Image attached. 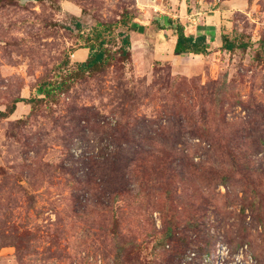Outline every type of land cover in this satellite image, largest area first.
<instances>
[{
  "label": "rangeland",
  "instance_id": "obj_1",
  "mask_svg": "<svg viewBox=\"0 0 264 264\" xmlns=\"http://www.w3.org/2000/svg\"><path fill=\"white\" fill-rule=\"evenodd\" d=\"M195 1L0 0V264H264V0Z\"/></svg>",
  "mask_w": 264,
  "mask_h": 264
},
{
  "label": "trees",
  "instance_id": "obj_2",
  "mask_svg": "<svg viewBox=\"0 0 264 264\" xmlns=\"http://www.w3.org/2000/svg\"><path fill=\"white\" fill-rule=\"evenodd\" d=\"M133 21V20H132ZM131 21V22H132ZM127 25V22L124 23ZM131 23H129L126 28H129ZM160 29H164V27H160ZM171 29L173 30L177 40L174 48V54L175 55H202L205 56L208 54V40L207 36L200 32L196 37L194 35H186L185 28L183 24L180 22V20L174 21ZM123 53L125 55L129 54L128 49L132 46L131 36L130 34H126L123 36ZM221 42H222V48L223 50L231 51L233 50L237 45V43L231 41L229 39L228 35L225 33V31H222L221 33ZM87 48L89 50V57L86 61L77 63L78 64V71L79 72H85L89 70H93L98 65H102L107 60L106 57V50L101 47L100 50H97L94 45H88ZM61 86L53 85L48 83L46 86L42 87L41 91L44 93V95L47 98L54 97V94L58 89H60ZM14 108L11 110L13 112ZM178 228H174L173 230H170L167 234V241L172 243L176 239H180V237H177L178 234ZM208 247L211 246V243H208ZM176 255H171L170 259L175 258Z\"/></svg>",
  "mask_w": 264,
  "mask_h": 264
},
{
  "label": "crops",
  "instance_id": "obj_3",
  "mask_svg": "<svg viewBox=\"0 0 264 264\" xmlns=\"http://www.w3.org/2000/svg\"><path fill=\"white\" fill-rule=\"evenodd\" d=\"M203 1L202 0H196L195 1V4H199V3H202ZM178 3L180 4L179 6H181V8L182 9H184V14H186L187 16L189 15V12H191L190 11V8L193 6V4L192 3H190L189 2V0H187V1H179L178 0ZM200 6V5H199ZM203 6H205L206 7V5H203ZM220 10H215V11H213V10H211L209 13H213V14H218V12H219ZM181 12V13H182ZM221 12V11H220ZM222 13V12H221ZM215 15H209V16H207L206 17V20H208L206 23H207V26H205V27H202V29H196V28H193L192 29V33L190 34V33H188L187 32V30L185 29V33H186V35H194L195 37L200 33V32H202V33H204L206 36H207V40H208V52H209V50H210V43H211V40H212V38L214 37L215 39V41H216V43H218V32H216V33H214V34H212V30L211 31H209V28L210 27H212V25L210 24L212 21H214V23H215V21H216V23H217V20H213L214 19V17H215ZM217 16V15H216ZM220 18V17H219ZM180 19H181V17H180ZM217 19V18H216ZM177 20H179V19H177ZM211 21V22H210ZM180 22L182 23V24H184V22L182 21V20H180ZM185 25V24H184ZM183 25V26H184ZM218 30V29H217ZM172 32L171 33H169V32H167V31H165V30H163V33H161L160 32V36L162 37V39H160L161 40V42H166V41H170V43H172V51H173V53H174V48H175V44H176V40H177V38H176V36H175V34H174V32H173V30H171ZM211 32V33H210ZM167 34V35H166ZM167 36H168V38H167ZM195 56H198V55H195ZM199 56H202V55H199ZM88 57H89V50L87 49V48H82V49H80V50H78V51H76V52H73V54H72V58H77L78 59V62L77 63H80V62H84V61H86L87 59H88Z\"/></svg>",
  "mask_w": 264,
  "mask_h": 264
},
{
  "label": "built area",
  "instance_id": "obj_4",
  "mask_svg": "<svg viewBox=\"0 0 264 264\" xmlns=\"http://www.w3.org/2000/svg\"><path fill=\"white\" fill-rule=\"evenodd\" d=\"M197 15H199V14H197ZM191 17H193V16H191ZM195 22V21H194Z\"/></svg>",
  "mask_w": 264,
  "mask_h": 264
}]
</instances>
